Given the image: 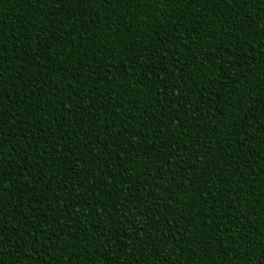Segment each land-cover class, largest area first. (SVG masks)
Listing matches in <instances>:
<instances>
[{
  "label": "trees",
  "instance_id": "obj_1",
  "mask_svg": "<svg viewBox=\"0 0 264 264\" xmlns=\"http://www.w3.org/2000/svg\"><path fill=\"white\" fill-rule=\"evenodd\" d=\"M0 264H264V0H0Z\"/></svg>",
  "mask_w": 264,
  "mask_h": 264
}]
</instances>
